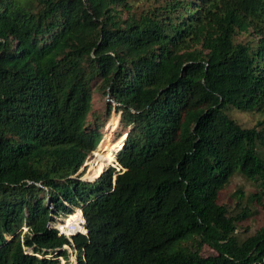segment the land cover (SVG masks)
Masks as SVG:
<instances>
[{"label": "trees", "instance_id": "16d2710c", "mask_svg": "<svg viewBox=\"0 0 264 264\" xmlns=\"http://www.w3.org/2000/svg\"><path fill=\"white\" fill-rule=\"evenodd\" d=\"M233 109L264 114V0H0V264H264L220 202L241 174L264 208V119ZM113 111L119 169L76 177Z\"/></svg>", "mask_w": 264, "mask_h": 264}, {"label": "rangeland", "instance_id": "374dc122", "mask_svg": "<svg viewBox=\"0 0 264 264\" xmlns=\"http://www.w3.org/2000/svg\"><path fill=\"white\" fill-rule=\"evenodd\" d=\"M109 100H112L109 96L99 95L96 99H94L93 103L99 111H103L105 108L106 101ZM112 103L113 105H116V102L113 100ZM230 113L232 117L238 120L243 126L248 128L254 127L259 120L264 119V114H261L259 112H241L239 110L233 109ZM119 119L120 113H116L115 111H113L109 123H107L103 129V138L101 140V143H99L95 151H92L90 153L84 166L76 174V177H80L81 179L85 180L87 178H93L98 176L99 174L96 173L97 163L99 162L98 160L102 157H105L110 160V163H107L110 166H108L107 168L111 166H116L117 169H119V165H117L115 158L116 151L121 149L123 143V139L119 140L118 142H115L117 134L120 133L122 130L121 127L118 128V123L117 125H115V121H119ZM259 185L260 182L252 180L250 181L241 174H237L220 192V202L233 207L237 202L236 194H240L239 190H241L244 194L242 199L243 203L245 205H248L255 212V214L251 218L246 219L242 223L244 228L247 227L249 229L246 232H244L245 229L243 228L239 229V233L241 234L242 238L253 234L259 227L264 224V208L261 204L256 201V199L252 198V195L254 193L261 191V188L258 187ZM78 212H80V214H78L80 219L75 227V232L83 231L84 226L82 210L76 211V213ZM63 221L64 218L58 219L56 227L59 226V224ZM26 230L27 228L24 227V231ZM65 230L67 233H74L68 232L66 227ZM67 250L69 252V257H60V264H78V260L75 256V250L69 247L67 248ZM201 252L204 256L216 254V250H214L207 244L202 245Z\"/></svg>", "mask_w": 264, "mask_h": 264}, {"label": "built area", "instance_id": "2783aa9c", "mask_svg": "<svg viewBox=\"0 0 264 264\" xmlns=\"http://www.w3.org/2000/svg\"><path fill=\"white\" fill-rule=\"evenodd\" d=\"M65 221V220H64ZM64 221L63 222H61L60 224H59V226H57L56 227V224L54 225L55 226V228L59 231V234L60 235H65L72 243H73V239H72V237L74 236V235H76V234H78L79 232L80 233H84V234H86V232H87V230H86V226H85V219H84V227H85V231H79V232H74V233H67L65 230H64V228H63V225H64ZM72 248L70 245H65L64 246V248L65 249H67V248ZM74 249V248H73ZM75 250V256H76V258H77V250L76 249H74ZM38 256H40L41 257V254H38ZM50 256V255H49ZM78 260V259H77ZM77 263V262H76Z\"/></svg>", "mask_w": 264, "mask_h": 264}, {"label": "clouds", "instance_id": "9594fccd", "mask_svg": "<svg viewBox=\"0 0 264 264\" xmlns=\"http://www.w3.org/2000/svg\"><path fill=\"white\" fill-rule=\"evenodd\" d=\"M106 169H107V168H106ZM80 209H81V208H80ZM75 210H76V209H75ZM81 210H82V209H81ZM82 212H83V211H82ZM68 215H70V214H68ZM68 215H67V216H68ZM64 218H65V217H64ZM84 219H85V218H84ZM85 222H86V220H85ZM86 229H87V228H86ZM86 234H87V233H86Z\"/></svg>", "mask_w": 264, "mask_h": 264}, {"label": "water", "instance_id": "95a60500", "mask_svg": "<svg viewBox=\"0 0 264 264\" xmlns=\"http://www.w3.org/2000/svg\"><path fill=\"white\" fill-rule=\"evenodd\" d=\"M117 164H118V162H117ZM96 178H94V179H91V180H95ZM87 230V229H86ZM86 233H88V231L86 232Z\"/></svg>", "mask_w": 264, "mask_h": 264}, {"label": "bare ground", "instance_id": "6f19581e", "mask_svg": "<svg viewBox=\"0 0 264 264\" xmlns=\"http://www.w3.org/2000/svg\"><path fill=\"white\" fill-rule=\"evenodd\" d=\"M82 215H83V212H82ZM84 219V218H83ZM84 229H85V227H84Z\"/></svg>", "mask_w": 264, "mask_h": 264}]
</instances>
